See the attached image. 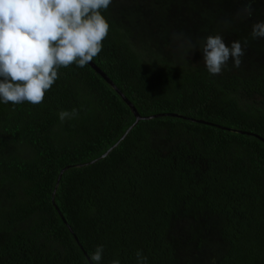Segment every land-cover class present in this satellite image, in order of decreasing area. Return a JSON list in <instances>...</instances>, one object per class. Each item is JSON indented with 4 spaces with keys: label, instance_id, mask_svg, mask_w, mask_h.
Here are the masks:
<instances>
[{
    "label": "trees",
    "instance_id": "1",
    "mask_svg": "<svg viewBox=\"0 0 264 264\" xmlns=\"http://www.w3.org/2000/svg\"><path fill=\"white\" fill-rule=\"evenodd\" d=\"M155 1L156 22L140 36L141 7L102 11L109 32L93 62L142 116L171 112L224 128L159 116L122 138L134 116L88 64L60 68L39 105L0 102V264H89L52 203L55 186L90 260L103 246L98 264H138V250L140 264H194L171 236L183 217L194 222L190 237L215 232L223 242L214 264H264V142L233 130L264 138V63L212 75L201 51L206 36L231 32L247 38L246 58L264 60V38L251 36L264 0ZM190 20L199 48L178 53L172 36H187ZM72 109L76 118L61 123L58 113Z\"/></svg>",
    "mask_w": 264,
    "mask_h": 264
},
{
    "label": "clouds",
    "instance_id": "2",
    "mask_svg": "<svg viewBox=\"0 0 264 264\" xmlns=\"http://www.w3.org/2000/svg\"><path fill=\"white\" fill-rule=\"evenodd\" d=\"M111 4L112 0H0V102L39 105L59 78L60 68H83L93 61L109 32L101 13ZM244 11L251 15L250 3ZM251 36L264 38V22L252 26ZM201 51L212 75L221 74L230 59L240 67L245 55L240 41L228 46L219 34L206 36ZM77 115V109L63 110L58 118L63 123ZM102 253L103 246H97L91 260L98 264ZM136 257L138 264L146 262L139 250Z\"/></svg>",
    "mask_w": 264,
    "mask_h": 264
},
{
    "label": "rangeland",
    "instance_id": "3",
    "mask_svg": "<svg viewBox=\"0 0 264 264\" xmlns=\"http://www.w3.org/2000/svg\"><path fill=\"white\" fill-rule=\"evenodd\" d=\"M113 7L114 11H119L123 7L126 8V6H133V7H141V11L143 12L141 14L142 19H145V22L138 21L136 22L133 29H135L136 35L140 36V33L143 34L146 30V22L147 24H153L156 22V20L151 21V18L153 16H156L158 13V4L155 0H112V4L110 5ZM149 17V20L146 21V18ZM155 19V18H153ZM174 19L179 20L174 17L167 18V21L173 22ZM234 20H238L237 18H234ZM237 21V22H238ZM122 23V22H121ZM139 23H143V25H140ZM160 23V21H158ZM124 24V23H123ZM126 26V25H124ZM129 27V25H128ZM195 24L193 21H189L185 25L186 30L188 31V35L185 36L183 39L179 40V38H175L174 35L172 36V39L174 42V48H176V51L178 53L183 52V49L185 48L184 54L190 52L188 49L197 50L198 44H200L199 39L194 37H199V35L194 36L195 34L192 32L194 31ZM155 31L157 28L152 27ZM130 29V27H129ZM225 34V33H224ZM247 38L244 37L242 39V36L239 34H233L229 32V34H226V36L223 38L224 43L228 46H230L231 42L233 41H240L243 49L247 50L246 42H244ZM187 48V49H186ZM145 53L149 52V48L144 50ZM250 53V52H248ZM246 54L241 57L242 63L238 69L245 70L247 73L251 72L253 69L258 67L259 63H264V60L261 58H255L254 56H251L255 58L254 60L250 58H246ZM261 61V62H260ZM257 64V65H256ZM233 66V62L231 59L228 61L227 65ZM237 68V67H236ZM162 141L157 140L156 144L159 145L162 148L166 147L161 145ZM192 224L194 225V222L191 221L188 218H180L176 221V223L173 225L171 229V236L174 240V242L177 245L178 248V254L182 260L183 263L190 262L194 264H214L217 258L224 252L225 246L223 242L218 238L215 232H211L208 235H201L200 241L195 237H190V230L194 231L195 228H191ZM191 231V232H192Z\"/></svg>",
    "mask_w": 264,
    "mask_h": 264
},
{
    "label": "water",
    "instance_id": "4",
    "mask_svg": "<svg viewBox=\"0 0 264 264\" xmlns=\"http://www.w3.org/2000/svg\"><path fill=\"white\" fill-rule=\"evenodd\" d=\"M97 74H99L109 85H111L114 90L120 95V97L122 98V100L127 104V106L130 108L133 116H134V121L133 123L128 127V129L125 131V133L123 134L122 138L128 133V131L132 128L133 125L137 124V122L139 120H146V119H152V118H155V117H159V116H174V117H182L184 119H189V120H192V121H196V122H200V123H206V124H210V125H215V126H218V127H221V128H224L223 126H220V125H217V124H214L212 122H208L206 120H203V119H194V118H190V117H187V116H183V115H179V114H176V113H171V112H164V113H156V114H152V115H147V116H142L136 109V107L133 105V103L122 93V91L114 84V82L107 76V74L102 70L100 69L93 61L89 62L88 64ZM229 129V128H227ZM234 131H237V132H240V133H247L249 135H253L255 137H257L258 139H260L262 142H264V138L257 135V134H254L252 132H244V131H241V130H235L233 129ZM117 144V143H116ZM113 145V146H116ZM110 151V149H108L104 154H102L100 157L90 161V162H96L98 159L100 158H103L107 155V153ZM68 167H65L61 170L60 174L58 175V179L57 181H59V179L61 178V174L64 172V170H66ZM55 191H56V186L54 188V191L52 193V203L55 207V209L57 210V212L59 213L62 221L67 225L68 227V230L71 232V234L73 235L75 241L77 242V244L79 245V247L81 248L84 256L86 257V259L88 260L89 264H93L92 261L90 260V258L88 257L87 253L84 251V249L82 248L78 238L76 237V235L74 234L72 228L67 224L65 218L63 217V215L61 214V212L59 211L58 209V206L56 205L55 201H54V194H55Z\"/></svg>",
    "mask_w": 264,
    "mask_h": 264
}]
</instances>
